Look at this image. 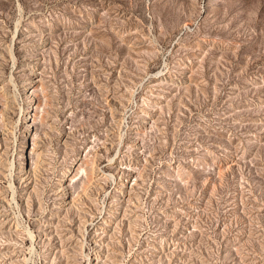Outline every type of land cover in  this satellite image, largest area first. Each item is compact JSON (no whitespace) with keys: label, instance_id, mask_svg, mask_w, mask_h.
Here are the masks:
<instances>
[{"label":"rangeland","instance_id":"obj_1","mask_svg":"<svg viewBox=\"0 0 264 264\" xmlns=\"http://www.w3.org/2000/svg\"><path fill=\"white\" fill-rule=\"evenodd\" d=\"M0 264H264V0H0Z\"/></svg>","mask_w":264,"mask_h":264}]
</instances>
